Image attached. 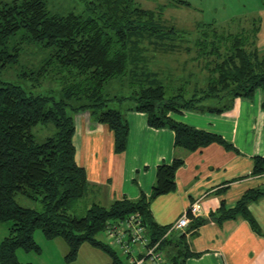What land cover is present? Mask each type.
Listing matches in <instances>:
<instances>
[{
  "label": "trees",
  "instance_id": "16d2710c",
  "mask_svg": "<svg viewBox=\"0 0 264 264\" xmlns=\"http://www.w3.org/2000/svg\"><path fill=\"white\" fill-rule=\"evenodd\" d=\"M89 9L92 14L88 16L74 12L57 15L48 12L44 0H12L0 5V65L18 60L22 41L40 44L49 48V55L34 70L20 75L34 80L33 87L44 75L57 83L51 93L35 94L15 82H0V223L11 221L9 234L0 243V264H20L14 257L17 248L38 251L33 240L37 228L47 238L61 237L71 256L82 242L100 246L115 256L113 247L95 237L107 222L137 213L152 241L160 239L170 227L156 225L144 195L115 200L107 206L92 203L80 217L68 211L70 203L82 198L88 186L85 170L75 160V113L87 111L93 121L105 124L113 134L116 153L125 150L128 125L122 111L109 107L112 100L131 99L133 103L127 109L144 112L151 127L173 130L174 147L189 151L212 142L230 145L218 134L174 120L169 112L187 109L221 113L235 98H251L260 89L264 113V52L247 33L224 32L212 23H199L196 38L186 51L194 52L191 60L203 63L200 85H194L187 98L182 93L184 83L176 87L177 93L168 96L153 72L137 67L139 40L179 34L173 27H160L162 8H143L136 0H94ZM20 29L24 33L13 39ZM139 71L143 83L129 97H108L104 93L109 80L131 74L133 83ZM38 125L52 128L42 141L35 138ZM181 164V159L174 158L156 166L150 198L175 188V173ZM250 173L264 174V155L253 157ZM17 194L40 200L41 209L20 205L15 200ZM261 197L264 187H249L232 207L221 200L214 218L222 222L242 217L255 228L247 204ZM203 221L192 218L185 233L197 229ZM185 233L163 238L160 243V248L166 245L174 250L167 255L170 264H185L188 257L198 255L188 250ZM124 259L128 264L126 256ZM114 263L119 264L116 257Z\"/></svg>",
  "mask_w": 264,
  "mask_h": 264
},
{
  "label": "crops",
  "instance_id": "0c3cea01",
  "mask_svg": "<svg viewBox=\"0 0 264 264\" xmlns=\"http://www.w3.org/2000/svg\"><path fill=\"white\" fill-rule=\"evenodd\" d=\"M146 38L147 43L158 45ZM142 48L138 50L139 59ZM137 67L142 65L138 63ZM157 68L155 65L149 70L156 78ZM261 97V90L256 89L251 98L237 97L221 113L187 109L169 112L174 120L218 134L230 145L212 142L194 151L174 147L173 130L149 126L144 112L128 106L123 113L128 125L126 147L116 153L113 134L105 124L93 121L87 111L75 113V160L84 168L88 182L82 198L107 206L115 200L144 195L158 226H170L186 206L199 199L204 221L184 237L188 250L198 255L188 257L185 264H264V197L247 204L255 228L242 217L222 222L214 218L221 200L232 207L247 188L264 187V174L250 173L253 157L264 155ZM174 158L182 160L175 173V188L150 198L156 166Z\"/></svg>",
  "mask_w": 264,
  "mask_h": 264
},
{
  "label": "rangeland",
  "instance_id": "374dc122",
  "mask_svg": "<svg viewBox=\"0 0 264 264\" xmlns=\"http://www.w3.org/2000/svg\"><path fill=\"white\" fill-rule=\"evenodd\" d=\"M12 0H0V5L11 2ZM94 0H44L46 8L50 14L64 15L68 12H74L83 16L91 15L89 6ZM185 3H174L172 0H136L137 5L155 9L161 7L159 25L166 30L173 27L179 34L174 33L172 37L152 38L158 45L147 43V38L139 40V47L143 46L142 58L139 64L143 70H150L157 66V80L165 86L166 95L177 93L176 87L185 88L182 92L184 97H189L193 91L194 85H200L202 78V62L191 60L195 56L194 52L185 51L195 40L196 28L199 23H212L215 27L224 32L240 33L244 32L251 36L258 49L264 52V0H183ZM24 33L23 29L13 37L18 39ZM176 34V35H175ZM171 49L168 48V45ZM20 54L15 63L0 65V82H15L30 90L35 94L51 93L56 88V81H51L48 76L44 78L35 87L31 86L32 81L20 75L22 71L34 70L42 64L44 58L49 55V48H44L40 44L27 43L22 41ZM136 60H138L136 58ZM191 60V61H190ZM146 66V67H145ZM201 69V70H200ZM154 70V69H151ZM141 72L136 73L135 81L131 83V74L123 78L111 79L104 84V93L111 96L129 97L134 89H138L139 83H143L140 76ZM186 84V85H185ZM181 89V88H180ZM179 92V91H178ZM53 93V92H52ZM56 92L53 93L55 95ZM216 100V99H213ZM133 101L129 98L123 101H109V107L118 108L122 113L132 105ZM208 104H214L215 101H208ZM223 102L214 104L220 105ZM52 133L50 125H38L35 127V138L42 141L46 136ZM17 203L24 207H31L37 210L41 209L40 200L27 197L23 194L15 196ZM91 205L90 199L77 198L70 203L68 211L75 216H82L87 207ZM11 221L0 223V243L9 234ZM179 231H173L177 234ZM172 234L170 236H172ZM103 243H109L104 231L95 236ZM33 240L38 251L24 250L17 248L14 257L20 264H115L116 257L119 264H126L124 256L115 249V256L100 246H94L88 242H82L75 255H70L68 244L61 238H47L43 232L37 228L33 232ZM111 246V245H110ZM116 248V247H114ZM164 255L169 251L166 245L162 246ZM114 250V249H113Z\"/></svg>",
  "mask_w": 264,
  "mask_h": 264
},
{
  "label": "built area",
  "instance_id": "2783aa9c",
  "mask_svg": "<svg viewBox=\"0 0 264 264\" xmlns=\"http://www.w3.org/2000/svg\"><path fill=\"white\" fill-rule=\"evenodd\" d=\"M204 216L202 202L197 199L186 206L178 218L170 225L164 235L155 241L146 232L141 217L131 213L123 219L106 223L104 233L111 247H116L128 264H170L167 256L159 247L163 238H168L175 230L185 233L192 218Z\"/></svg>",
  "mask_w": 264,
  "mask_h": 264
}]
</instances>
